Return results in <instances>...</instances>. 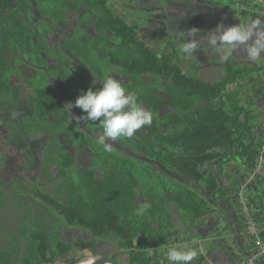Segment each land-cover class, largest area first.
Masks as SVG:
<instances>
[{"label": "trees", "instance_id": "obj_1", "mask_svg": "<svg viewBox=\"0 0 264 264\" xmlns=\"http://www.w3.org/2000/svg\"><path fill=\"white\" fill-rule=\"evenodd\" d=\"M39 4L43 16L56 24L79 4L90 8L97 35L86 44L66 38L64 50L98 78L105 77L106 65L120 70L119 76L128 80L126 90L137 95L138 103L152 113L153 119L150 126L140 129L138 143L126 137L119 139L186 184L151 165L106 150L71 121L53 88L43 82L33 84L35 119L46 120L59 148L51 192H31L41 210L50 216L45 219L38 213L32 215L18 233V249L15 245L3 246L0 241V264H52L77 248L94 254L97 242L106 240L127 255L128 264H169L167 256L150 257L146 250L156 243L178 238L173 210L182 228L198 231L204 227L205 218L218 212L216 198L229 200L205 168H213L224 176L225 166L232 159L241 162L254 157L257 114L252 108L258 77L249 84L253 91L250 103L247 85L242 82L252 71L238 65L230 54L224 61L222 79L205 83L186 75L173 54L153 52L138 40L136 27L117 15L109 0H45ZM29 12V0H0V101L17 103L20 98V88L10 83V75L16 69H9L8 56L16 66L21 58L36 67L46 66L41 56L47 50L46 39L28 23ZM100 48L105 50L106 60L98 58ZM54 54L56 63L49 74L62 82L68 102H74L90 87L94 90L79 72L65 66L59 52ZM162 110L166 114L159 119ZM88 123L101 131L99 122ZM86 149H90L89 159L100 172V179H96L95 170L79 162V154ZM191 183L202 184L203 192L192 189ZM137 188L144 203L136 201ZM63 228L81 230L92 240L65 243L60 237ZM203 260L201 257L192 264H201Z\"/></svg>", "mask_w": 264, "mask_h": 264}, {"label": "rangeland", "instance_id": "obj_2", "mask_svg": "<svg viewBox=\"0 0 264 264\" xmlns=\"http://www.w3.org/2000/svg\"><path fill=\"white\" fill-rule=\"evenodd\" d=\"M40 1L45 0H29L30 12L26 19L38 33L42 32L45 36L47 50L41 56L46 66L36 67L24 58H21L16 66L8 56L9 69H16L10 75V83L20 88V98L17 103L0 101V241L3 246L15 245L17 249L19 243L15 244V241L18 239V233L32 215L38 213L43 215L45 219L50 216L41 210L39 202L32 198L31 192L36 189L47 193L51 192L59 160V148L54 132L46 127V120L37 121L35 119L31 85H36L39 82L46 83L56 91L64 106L69 103L62 82L49 74V70L55 67V52L60 53L67 68L79 72L81 78L86 82L93 86V82L96 81L95 86H93L94 90L100 86L97 80H102L63 48V41L66 38L72 37L77 44H86L97 35L93 28L94 17L90 8L84 4H79L74 10L64 14L61 23L56 24L43 16ZM109 5L128 25L136 27L138 40L144 42L151 51L173 54L186 75L198 78L205 83L221 80L224 61L228 54L233 55L238 65L246 66L252 71V74L255 72L242 82L243 85H247L246 95L250 103L253 101L251 97L253 91L249 84L254 77H259L258 75L264 72V19L251 14L249 6L241 7V5L233 4L229 0H109ZM218 25H223L224 28L238 26L244 32L246 39L235 43L230 48H225L221 53L208 43L207 36L210 32H214ZM101 35H106V33H101ZM186 44L192 45L193 50L190 52L182 51ZM253 50H259V56L255 59L251 57ZM105 53L104 49H98V58L106 60ZM119 74L120 70L106 65L104 75L115 77L122 81L126 87L128 80L121 78ZM148 81L151 84L154 83L151 79ZM158 96L162 97L161 95ZM69 114L71 121L89 138L98 143L97 137L100 132H97L88 122L77 123L75 121L74 117L82 115L81 110L72 108ZM165 114L166 110H162L158 118H163ZM137 134L141 135L142 131L139 129L133 137L128 139L138 143ZM107 143L110 145L111 151L151 165L157 171L172 177L177 182L186 184L184 180L168 172L154 160H149L136 153L131 145L124 143L121 139L108 140ZM89 152L90 149L83 150L79 154V162L89 169L95 170L96 179H100L101 174L90 161ZM175 152L177 153V151ZM239 162L237 159H232L227 163L224 170L227 175L224 176L213 168H205L214 175L219 186L228 195H230L231 187L234 185V172ZM189 186L200 193L203 192V185L200 183H191ZM136 193L137 203H144L140 188L136 189ZM216 200L220 201L218 198ZM225 204L227 209H231L230 200L226 201ZM214 216L216 217V215ZM214 216L205 218L206 222L209 221L208 226L213 229L215 225ZM173 221L178 227L179 238H203L205 240L201 251L193 248L198 252L193 262H198L209 251L210 246H207V243L217 242L216 240L213 241L215 236L210 237L215 233L214 230L211 232L208 230L203 236L194 233L186 235L174 210ZM211 221L213 224L210 223ZM236 224L237 233L234 235H241L237 220ZM60 237L65 243L92 240L91 236L81 230H68L67 228H63ZM156 245L157 243L154 246ZM146 251L150 257H155L157 254H152L150 247ZM220 251V249L215 251L203 264L222 263V257L218 254ZM227 254L231 260H234L229 251ZM89 256L96 258L112 257L118 264H128L127 255L117 250L111 240L98 241L94 247V254L77 248L55 260L52 264H75L82 258ZM161 261L165 262V259ZM166 261L169 262L167 259Z\"/></svg>", "mask_w": 264, "mask_h": 264}, {"label": "built area", "instance_id": "obj_3", "mask_svg": "<svg viewBox=\"0 0 264 264\" xmlns=\"http://www.w3.org/2000/svg\"><path fill=\"white\" fill-rule=\"evenodd\" d=\"M241 7L249 6L251 14L264 19V0H250L249 5L237 3ZM256 98L253 110L257 114V123L253 130L255 143L254 157L241 159L234 172L230 199L239 224L241 235H231L226 231L225 219L214 216L213 241H222L232 259L238 264H261L264 260V72L258 77ZM212 237V235L210 236ZM212 240V239H209ZM205 240L171 238L151 248L152 254L166 256L171 247L182 250L203 249Z\"/></svg>", "mask_w": 264, "mask_h": 264}, {"label": "clouds", "instance_id": "obj_4", "mask_svg": "<svg viewBox=\"0 0 264 264\" xmlns=\"http://www.w3.org/2000/svg\"><path fill=\"white\" fill-rule=\"evenodd\" d=\"M208 43L223 53L225 48L234 46L237 42L246 39L244 32L238 26L224 28L218 25L214 32L208 35ZM192 45L186 44L182 51H192ZM259 56V50H253V59ZM99 81V87L93 90L90 87L69 102L65 108L70 113L72 108H79L82 115L74 117L77 123L99 122L101 131L97 137L98 143L106 150H110L108 140H117L121 137L131 138L142 127L150 126L152 113L138 103L135 93L128 92L123 82L113 76H105ZM96 81L93 82L95 86ZM196 249L182 250L171 247L166 256L169 264H192L197 257Z\"/></svg>", "mask_w": 264, "mask_h": 264}, {"label": "crops", "instance_id": "obj_5", "mask_svg": "<svg viewBox=\"0 0 264 264\" xmlns=\"http://www.w3.org/2000/svg\"><path fill=\"white\" fill-rule=\"evenodd\" d=\"M233 58L236 60V58L234 56H233ZM228 196H229V200H230V204H231V206H230L231 209H227V205L225 204L226 201H228V200L225 201V200L218 199L220 201L216 200V202L218 203V206H219L218 209L219 210H218V212L215 215H219V216H221V217H223L225 219L227 233H229V234L232 233L231 235H234V233L235 234L237 233L236 215L234 214V211H233V205H232V202H231V199H230V195H228ZM210 223H212V221ZM214 224H215V222H214ZM208 225H209V221L206 222V225H204V227L202 229L198 230V231H195V230H193L190 227L182 228V230L185 232L186 235L190 234V233H194L196 235L203 236V235H205V233H207L208 230L210 232H211V230L213 231V228L209 227ZM212 237H214L213 234H212ZM206 245L210 246V249L206 253V255L204 256V260H203V262L201 264H203L205 260H208L209 257H211V255H213L214 252L219 250V249L221 251L218 254H219V256L222 257V263H220V264H238L236 261L231 260L229 258V255L227 254L228 253L227 248H226V246L224 245V243L222 241H217V242H213V243H207ZM262 264H264V263H262Z\"/></svg>", "mask_w": 264, "mask_h": 264}, {"label": "water", "instance_id": "obj_6", "mask_svg": "<svg viewBox=\"0 0 264 264\" xmlns=\"http://www.w3.org/2000/svg\"><path fill=\"white\" fill-rule=\"evenodd\" d=\"M81 261L82 260H79L75 264H79V263H81ZM95 264H118V263L112 257H99V258H97V261Z\"/></svg>", "mask_w": 264, "mask_h": 264}, {"label": "bare ground", "instance_id": "obj_7", "mask_svg": "<svg viewBox=\"0 0 264 264\" xmlns=\"http://www.w3.org/2000/svg\"><path fill=\"white\" fill-rule=\"evenodd\" d=\"M82 261H81V263H79V264H95L96 263V261H97V258L95 257H85V258H82L81 259Z\"/></svg>", "mask_w": 264, "mask_h": 264}]
</instances>
